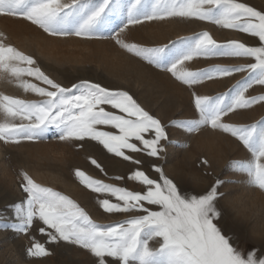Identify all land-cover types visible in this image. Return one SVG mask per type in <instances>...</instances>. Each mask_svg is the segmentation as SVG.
I'll return each mask as SVG.
<instances>
[{
    "label": "snow or ice",
    "instance_id": "obj_1",
    "mask_svg": "<svg viewBox=\"0 0 264 264\" xmlns=\"http://www.w3.org/2000/svg\"><path fill=\"white\" fill-rule=\"evenodd\" d=\"M0 18L23 21L51 40L110 43L188 89L195 113L165 124L129 91L90 80L65 86L0 31V82L40 98L28 100L0 92V142L21 146L51 139L75 152L95 145L111 158L134 166L127 175L108 176L105 166L88 155L95 169L110 181H133L142 189L129 190L74 168L76 181L95 194V203L104 213L132 214L98 223L76 200L38 183L21 169L23 199L5 206L10 216L0 210V232L28 237L27 258L53 254L30 235L35 228L49 245L63 243L90 254L92 264H264L259 249L242 251L234 246L219 206L225 185L243 183L264 192V117L252 123L228 122L241 110L264 106V8L243 0H0ZM192 21L246 34L253 42H220L208 31L177 36L163 44L142 42L132 35L156 23ZM214 59L252 62L191 67L194 61ZM238 73L244 75L227 91L215 95L199 91L208 82ZM257 86L262 91L251 94ZM168 128L186 135L210 128L234 138L249 157L231 160L227 167L243 179L218 177L200 192L193 186L181 187L155 162L164 159L162 142L178 143L170 139ZM141 154L148 159L137 158Z\"/></svg>",
    "mask_w": 264,
    "mask_h": 264
},
{
    "label": "rangeland",
    "instance_id": "obj_2",
    "mask_svg": "<svg viewBox=\"0 0 264 264\" xmlns=\"http://www.w3.org/2000/svg\"><path fill=\"white\" fill-rule=\"evenodd\" d=\"M256 7L264 8V0H243ZM0 31L9 37L8 42L18 49L37 58L42 69L52 78L65 86L79 80H90L113 89L129 91L134 99L147 111L156 115L165 124L171 119L192 118L195 116L190 91L169 74L152 69L143 62L106 42H87L78 39L51 40L39 30L23 21L0 18ZM208 31L214 39L223 42L228 39H241L252 43L246 34L234 30L222 29L204 21L189 23H156L138 28L132 35L142 42L150 44L167 43L177 36H191L193 33ZM252 62L250 60L214 59L198 60L191 64L193 68L207 67L210 64H236ZM244 75L238 73L231 78L208 82L199 88L201 94L215 95L227 91L237 79ZM257 86L251 94H259ZM0 92L22 99L37 100L39 97L26 94L13 85L0 82ZM183 113V115H181ZM264 117V106L256 105L249 110H241L231 115L228 122L252 123ZM169 137L178 143L165 144L164 159L156 160L163 165L166 174L181 187L193 186L194 191L206 190L216 178L242 180L229 171V161L247 159L249 153L234 138L227 134L204 128L199 133L186 135L184 132L168 128ZM179 142L187 143L181 147ZM92 155L101 162L108 176L127 175L134 168L129 162L111 158L101 147L90 146L87 150L73 151L65 144L49 139L36 144L21 146L5 145L0 142V210L8 213L6 205L23 199L19 189V171H27L38 183L52 187L76 200L98 223H112L126 218V215L104 213L95 203V194L84 189L76 181L72 170L79 167L98 179L118 183L129 190H142L133 181H110L95 169L86 159ZM137 158L148 159L141 154ZM154 159V158H152ZM207 159L208 164L201 163ZM147 167V164L144 165ZM150 175H155L149 172ZM220 191L225 196L220 208L227 221L226 233L233 235L232 243L242 251L259 249L258 255H264V192L246 187L243 183L223 186ZM8 211V212H7ZM11 213L9 212V216ZM30 235L45 243L53 253L49 257L29 259L25 249L30 240L23 235L16 237L12 232H0V264H92V257L74 246L47 244L46 237L34 228ZM154 246L155 242H153Z\"/></svg>",
    "mask_w": 264,
    "mask_h": 264
},
{
    "label": "bare ground",
    "instance_id": "obj_3",
    "mask_svg": "<svg viewBox=\"0 0 264 264\" xmlns=\"http://www.w3.org/2000/svg\"><path fill=\"white\" fill-rule=\"evenodd\" d=\"M8 212V211H7ZM9 215V212L7 213Z\"/></svg>",
    "mask_w": 264,
    "mask_h": 264
}]
</instances>
